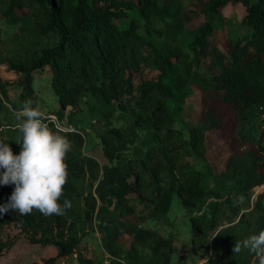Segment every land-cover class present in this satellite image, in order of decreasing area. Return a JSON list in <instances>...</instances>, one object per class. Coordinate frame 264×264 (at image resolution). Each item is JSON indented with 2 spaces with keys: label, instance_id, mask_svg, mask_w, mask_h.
I'll return each instance as SVG.
<instances>
[{
  "label": "trees",
  "instance_id": "obj_1",
  "mask_svg": "<svg viewBox=\"0 0 264 264\" xmlns=\"http://www.w3.org/2000/svg\"><path fill=\"white\" fill-rule=\"evenodd\" d=\"M227 4L244 6L246 29L221 38L215 16ZM0 18L17 25L8 37L0 30V132L26 100L36 107L34 74L45 66L59 118L70 106L72 120L84 93L116 103L128 118L126 125L107 124L99 133L100 166L80 152L85 138L79 131L61 129L44 114L45 123L71 142L60 203L68 199L72 207L62 216L0 214V256L24 240L54 249L41 264H66L72 253L78 264H100L75 232L76 220H91L96 212L105 249L125 260L112 264H173L185 245L142 224L166 214L174 194L185 205L210 195L207 208L190 215V249L211 235L212 263L259 264L249 249L235 254L233 247L264 230V188L252 198L264 184V122L248 140L237 132L243 111L264 107V0H190L186 6L180 0H0ZM194 90L197 114L185 107ZM216 133H231L232 144L215 189L192 160L204 158ZM21 137L8 142L16 155ZM86 177L96 184L84 194ZM14 188L0 184V205ZM82 196L85 208L79 211ZM125 236L126 251L119 254L115 245ZM140 245L148 246V256Z\"/></svg>",
  "mask_w": 264,
  "mask_h": 264
},
{
  "label": "rangeland",
  "instance_id": "obj_2",
  "mask_svg": "<svg viewBox=\"0 0 264 264\" xmlns=\"http://www.w3.org/2000/svg\"><path fill=\"white\" fill-rule=\"evenodd\" d=\"M180 2L182 5L186 6L189 4L190 0H180ZM243 14V5L227 4L222 9V13L215 16L217 22L220 24V27L217 29L218 35L223 38L224 34L231 33L236 35L246 29L240 21ZM156 21L157 17L153 16V22L155 23ZM0 30L4 37H8L17 30V25L9 24L0 18ZM50 74V70L47 66L35 71L33 87L37 101L36 107L39 108L43 114H55L62 126H66L70 130L79 131L85 138L84 143L80 147V152L83 155L96 158L99 160L100 166H102V161L99 158V152L102 149L99 133L103 131L107 124L118 126L126 125L128 123L127 116L117 107L116 103L107 104L100 96L84 93L80 99L81 110L72 117V120L68 119L70 106L66 107L64 117L59 118L55 112L53 113L58 107V97L51 86ZM20 91V85L10 89L12 95ZM197 95V91L194 90V95L185 103V107L193 110L196 114L198 110ZM107 114H109V118H107ZM195 116L196 115H194V117ZM7 120L12 122L11 125L2 126V131L0 132V141L6 143L22 135L17 128L20 121H17L16 118H7ZM263 122V106H255L246 109L240 114L237 128L239 137L245 141L252 136H256ZM175 123L178 127H181L187 135L188 130L185 122L177 119ZM227 134L223 135L224 137H220V135L216 133V135L211 137L206 143L204 158L199 155H194L193 157V168L196 171L207 172L205 180L208 188L216 189L221 186L216 183L217 181L214 177L220 175L225 169V161L231 153L232 136ZM101 170L100 167V173ZM231 183L234 184L233 186H236L235 182ZM95 184L96 182L92 183V181L86 177L84 194H86L89 189H94ZM228 185L229 184L225 186ZM262 185L255 188L252 198H255L257 192L264 188V186L261 187ZM83 197L84 196L77 201V209L79 211H83L85 208ZM211 199L212 197L207 195L200 204L185 205L180 197L174 194L171 207L166 214L160 215L154 219L150 218L142 224L143 226L159 231L163 236L173 238L178 246L185 245L183 249L172 256L174 259L173 264H215L210 261L209 256L212 252L211 235L206 236L207 238L201 241V245L197 249H190L193 234L190 215L199 214L206 209ZM75 226V232L81 238L80 244L88 249L89 254L93 255L100 264H112V259L122 262L125 261L121 256H114L105 249L96 212L93 213L91 220H76ZM128 239L129 237L125 236L124 239H121L120 244L115 245L119 254L125 253ZM139 250L142 254L147 256L150 254L148 246L140 245ZM54 253L55 251L51 247L40 248L36 245H30L24 240H20L17 241L6 254L0 256V264H41L42 258L53 255ZM66 264H78L76 253L69 255Z\"/></svg>",
  "mask_w": 264,
  "mask_h": 264
},
{
  "label": "clouds",
  "instance_id": "obj_3",
  "mask_svg": "<svg viewBox=\"0 0 264 264\" xmlns=\"http://www.w3.org/2000/svg\"><path fill=\"white\" fill-rule=\"evenodd\" d=\"M14 115L22 134L16 143L22 148L16 155L8 143L0 141V184L15 185L9 201L0 205V214L13 210L29 215L35 210L46 217L62 216L72 207L68 199L60 203L69 175L67 154L71 142L45 123L43 112L33 107L31 99ZM242 248L249 249L259 264H264V230L237 241L233 252L239 254Z\"/></svg>",
  "mask_w": 264,
  "mask_h": 264
},
{
  "label": "built area",
  "instance_id": "obj_4",
  "mask_svg": "<svg viewBox=\"0 0 264 264\" xmlns=\"http://www.w3.org/2000/svg\"><path fill=\"white\" fill-rule=\"evenodd\" d=\"M50 116L54 119V123L57 127L61 128V129H68L66 126H62L61 123L59 122L60 120L56 117L55 114H50Z\"/></svg>",
  "mask_w": 264,
  "mask_h": 264
},
{
  "label": "water",
  "instance_id": "obj_5",
  "mask_svg": "<svg viewBox=\"0 0 264 264\" xmlns=\"http://www.w3.org/2000/svg\"><path fill=\"white\" fill-rule=\"evenodd\" d=\"M264 185H262L261 187H263Z\"/></svg>",
  "mask_w": 264,
  "mask_h": 264
}]
</instances>
